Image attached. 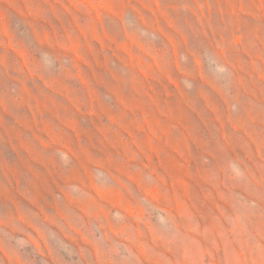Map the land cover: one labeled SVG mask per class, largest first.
I'll return each instance as SVG.
<instances>
[{
	"label": "rangeland",
	"instance_id": "obj_1",
	"mask_svg": "<svg viewBox=\"0 0 264 264\" xmlns=\"http://www.w3.org/2000/svg\"><path fill=\"white\" fill-rule=\"evenodd\" d=\"M0 264H264V0H0Z\"/></svg>",
	"mask_w": 264,
	"mask_h": 264
}]
</instances>
